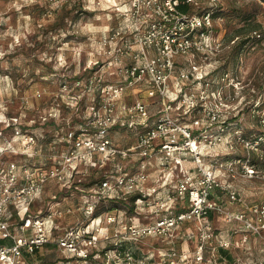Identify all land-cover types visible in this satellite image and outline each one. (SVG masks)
Masks as SVG:
<instances>
[{
  "label": "built area",
  "instance_id": "obj_1",
  "mask_svg": "<svg viewBox=\"0 0 264 264\" xmlns=\"http://www.w3.org/2000/svg\"><path fill=\"white\" fill-rule=\"evenodd\" d=\"M203 1L220 2L131 0L43 116L53 128L0 143V264H264V190L240 183L264 181V129H227L240 80L216 60L213 10L179 6Z\"/></svg>",
  "mask_w": 264,
  "mask_h": 264
},
{
  "label": "rangeland",
  "instance_id": "obj_2",
  "mask_svg": "<svg viewBox=\"0 0 264 264\" xmlns=\"http://www.w3.org/2000/svg\"><path fill=\"white\" fill-rule=\"evenodd\" d=\"M130 1L0 0V143L12 140L16 129L53 128L43 116L67 96L64 83L83 72L102 37L127 23L122 11ZM202 6L215 12V30L226 44L217 62L221 58L225 69L240 80L228 90L227 129H243L251 140L264 129L259 122L264 113V0H220L217 6ZM256 31L262 34L259 39L253 37ZM246 38L249 41L232 58V47ZM71 115L64 111L63 117ZM110 136L121 145L134 137L125 129L113 130ZM231 155L258 158L246 143H238ZM240 183L250 196L264 190L261 180ZM259 196L264 198V191Z\"/></svg>",
  "mask_w": 264,
  "mask_h": 264
},
{
  "label": "trees",
  "instance_id": "obj_3",
  "mask_svg": "<svg viewBox=\"0 0 264 264\" xmlns=\"http://www.w3.org/2000/svg\"><path fill=\"white\" fill-rule=\"evenodd\" d=\"M204 3L207 4L206 1H203L202 4H204ZM179 6H180V8L182 10H185V11H194V10L200 11V10H202V7H203L202 5L200 7H195V4H189V3H185V2L180 3ZM213 15L216 16L214 11H213ZM255 38H257V37H255ZM248 41H249V39H247V38L246 39H243L242 41H240L239 43H237L236 45H234V47H232V49H231V51H232V58L238 55L239 50L241 49V46L243 44L245 45V43H247ZM222 66H223V68H225L226 67V63H223ZM28 128L31 129V127H28ZM47 189H50V187L47 186Z\"/></svg>",
  "mask_w": 264,
  "mask_h": 264
}]
</instances>
